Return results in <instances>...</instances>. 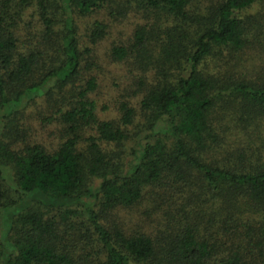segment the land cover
Returning a JSON list of instances; mask_svg holds the SVG:
<instances>
[{"label": "trees", "instance_id": "obj_1", "mask_svg": "<svg viewBox=\"0 0 264 264\" xmlns=\"http://www.w3.org/2000/svg\"><path fill=\"white\" fill-rule=\"evenodd\" d=\"M257 3L0 0V264H264V225L241 231L231 214L264 210V146L251 139L264 133V68L248 78L231 71L249 53L264 52L261 23L242 17ZM96 13L147 20L128 49L111 52L118 61L134 53L152 75L139 113L121 104L120 124L98 121L90 79L60 116L64 140L56 149L12 148L1 138L16 137L14 118L78 76L77 20ZM108 28L104 19L95 21L89 44L102 41ZM89 126L95 135L81 146L79 132ZM222 134H234L231 141L246 136L247 147L220 141ZM222 151L221 165L206 163ZM177 195L187 203H220L223 239L200 236L182 208V218L171 217L159 235L125 223L123 212L145 197L170 202Z\"/></svg>", "mask_w": 264, "mask_h": 264}, {"label": "rangeland", "instance_id": "obj_2", "mask_svg": "<svg viewBox=\"0 0 264 264\" xmlns=\"http://www.w3.org/2000/svg\"><path fill=\"white\" fill-rule=\"evenodd\" d=\"M244 16H247L249 21L253 20L254 23L260 22L264 31V0H258L256 5L243 12L242 17L245 18ZM103 19L109 23L108 32L96 46H91L88 38L89 29L95 21H102ZM146 23L147 20L144 16L136 13H129L117 21H112L104 13L91 14L77 20V41L82 57L78 76L62 89L55 87L50 93L51 97H42L31 102L12 121L10 131L17 132L16 137L14 133L10 136L6 133V136L1 139L8 140L10 146L16 150L23 148L25 144L34 143L42 145L47 151L56 149L64 140V130L61 126L60 116L75 100V97L73 98L75 92L73 91L78 90L80 87L84 89L90 79H95L96 88L88 97L94 102L95 115L98 121L120 124L121 104H127L139 113V102L148 84L152 81V75L150 72H144V65L135 60L134 53L125 60L118 61L111 56V52L114 46L128 49L133 43L135 30L143 27ZM249 54L252 55V57L250 56L251 61L246 60L247 57L245 56L242 60L246 63L240 61L239 68L231 70L235 71L233 73L236 77H255L254 72L251 73V71H255V68H257L256 70L259 72L264 68V52L256 49L255 52ZM207 64L209 71L215 72L217 70L211 62L208 61ZM140 120H143V118L139 114L136 115L134 124L138 125V128V121ZM128 129L131 133L133 132V126H129ZM5 131L8 132V127ZM220 131L219 128L218 132ZM79 135L81 146H85L88 137L95 135L94 127H84ZM233 135L222 134L220 141L227 142ZM259 135L261 140L251 139L254 144L262 147L264 146V133H259ZM19 136H22L23 139L16 140L20 138ZM245 138L246 136L237 135V137L232 138V141L230 140V143H233L231 146L240 147L241 145L242 149L246 148L248 142ZM130 141L127 144L129 159H131V155L128 148L132 144V141ZM104 149H111V146L104 145ZM247 152L249 153L248 149ZM224 154L225 152L222 151L221 153L207 155L205 161L212 165H221V160L225 157ZM181 208L190 217L188 224H194L198 228L200 236L223 239L219 228L226 220V213L220 210V203L215 207L212 201L209 200L205 203H200L197 200L187 203L182 196L177 195L170 202L162 199L155 202L149 197H145L138 206L134 207L132 212H123L122 215L126 218L127 222H124L129 227L140 224L145 232L159 235L172 226L171 217L177 218L180 215L178 218H182L183 215L179 212ZM231 214L234 215V222H237L238 226L241 227V231L248 227L257 228L264 225V210L243 207L241 210H232ZM120 220L122 221L123 218H120ZM185 220L181 219L177 226ZM213 220H215L214 226Z\"/></svg>", "mask_w": 264, "mask_h": 264}]
</instances>
